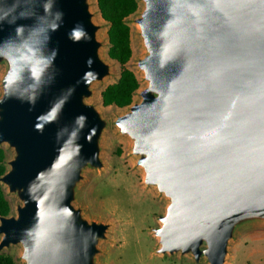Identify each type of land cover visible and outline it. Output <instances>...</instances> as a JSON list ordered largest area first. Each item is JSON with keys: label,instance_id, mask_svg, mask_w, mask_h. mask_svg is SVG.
I'll return each instance as SVG.
<instances>
[{"label": "water", "instance_id": "water-1", "mask_svg": "<svg viewBox=\"0 0 264 264\" xmlns=\"http://www.w3.org/2000/svg\"><path fill=\"white\" fill-rule=\"evenodd\" d=\"M138 2L142 85L109 118L93 101L94 85L115 75L97 3L0 0V146L10 152L0 185L14 199L0 254L17 246L21 264H102L113 224L86 214L80 188L105 165L108 129L128 138L144 185L166 200L155 253L226 264L244 225L264 226V0Z\"/></svg>", "mask_w": 264, "mask_h": 264}, {"label": "rangeland", "instance_id": "rangeland-1", "mask_svg": "<svg viewBox=\"0 0 264 264\" xmlns=\"http://www.w3.org/2000/svg\"><path fill=\"white\" fill-rule=\"evenodd\" d=\"M93 9L97 10L93 0ZM141 8L139 2L138 9ZM137 13L131 14L126 21L131 29L132 56L126 63L140 80L141 74L137 70L135 60L143 53L138 41L137 25L133 22ZM96 21L104 23L99 14ZM106 27L100 31V38L106 43L102 48V55L112 64L114 76L108 77L103 83H96L93 87V101L100 111L111 118L126 108L113 105L104 106L101 102L102 88L115 81L119 74V64L108 57ZM2 68L0 67V75ZM140 82V81H139ZM142 83L140 82V86ZM139 86V87H140ZM137 92V91H136ZM136 92L133 100L137 99ZM5 148V145H3ZM7 157L10 152L6 151ZM102 159L104 167L100 171H88L80 188V202L86 214L95 219L109 221L113 224L109 240L102 243V254L99 260L102 264H194L190 256L160 255L155 253L157 238L151 229L158 226V215L163 211L166 200L159 197L152 187L143 183V173L135 165L134 157L130 153V142L125 136L115 130L105 131L102 139ZM8 198L11 211L14 199L3 187ZM247 225L232 241L226 264H264V226ZM4 252H12L17 264L19 248L11 246ZM199 264H208L204 260Z\"/></svg>", "mask_w": 264, "mask_h": 264}, {"label": "trees", "instance_id": "trees-1", "mask_svg": "<svg viewBox=\"0 0 264 264\" xmlns=\"http://www.w3.org/2000/svg\"><path fill=\"white\" fill-rule=\"evenodd\" d=\"M100 16L108 23L106 36L108 39V56L119 64L118 78L107 84L100 91L104 106L113 105L123 108L130 104L140 83L136 74L126 63L132 56L131 29L126 18L135 13L139 7L138 0H96ZM7 153L0 146V175L6 171ZM11 205L0 185V216L8 215ZM0 264H17L12 252L0 254Z\"/></svg>", "mask_w": 264, "mask_h": 264}]
</instances>
